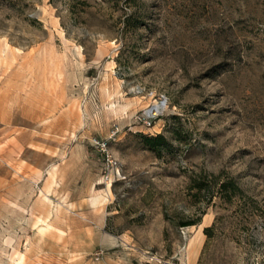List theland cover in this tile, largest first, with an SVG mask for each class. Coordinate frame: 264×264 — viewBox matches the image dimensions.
<instances>
[{
  "label": "rangeland",
  "instance_id": "obj_1",
  "mask_svg": "<svg viewBox=\"0 0 264 264\" xmlns=\"http://www.w3.org/2000/svg\"><path fill=\"white\" fill-rule=\"evenodd\" d=\"M0 234L12 264H264V0H0Z\"/></svg>",
  "mask_w": 264,
  "mask_h": 264
},
{
  "label": "trees",
  "instance_id": "obj_2",
  "mask_svg": "<svg viewBox=\"0 0 264 264\" xmlns=\"http://www.w3.org/2000/svg\"><path fill=\"white\" fill-rule=\"evenodd\" d=\"M164 137L162 135H156L153 137H145V141L147 144V147L151 150L156 151L159 149V147L162 145V141H164ZM217 185L216 193L224 200V201H229L230 200V195L232 192L237 190V185L234 183L233 180H224ZM196 188L198 191H201L202 189L210 190L209 188L211 187L208 185L204 180H199L196 183ZM210 192V191H208ZM211 195V192H210ZM188 223H182V225H185ZM212 230V227H205L204 232L209 236L210 232Z\"/></svg>",
  "mask_w": 264,
  "mask_h": 264
},
{
  "label": "crops",
  "instance_id": "obj_3",
  "mask_svg": "<svg viewBox=\"0 0 264 264\" xmlns=\"http://www.w3.org/2000/svg\"><path fill=\"white\" fill-rule=\"evenodd\" d=\"M28 165V163H26ZM32 169L38 170L36 166H33L32 164L30 165ZM5 220V218L3 219ZM47 219V221H49ZM39 237H32L34 239H39V240H48V239H53V236H57L56 233H45L43 231H39L37 233ZM4 234H0V239H5ZM23 255L20 254L19 259L22 260ZM25 262L23 264H59V259L52 255H27L25 257ZM0 264H12V259L10 258V254L6 255L3 251L2 248H0Z\"/></svg>",
  "mask_w": 264,
  "mask_h": 264
},
{
  "label": "built area",
  "instance_id": "obj_4",
  "mask_svg": "<svg viewBox=\"0 0 264 264\" xmlns=\"http://www.w3.org/2000/svg\"><path fill=\"white\" fill-rule=\"evenodd\" d=\"M165 107H166V100L164 99V97H161V98H159V101L156 104H154V107H152L149 111L150 112H154V111L158 112V111L164 109ZM100 146L102 147V149L105 148V144H103V143Z\"/></svg>",
  "mask_w": 264,
  "mask_h": 264
}]
</instances>
